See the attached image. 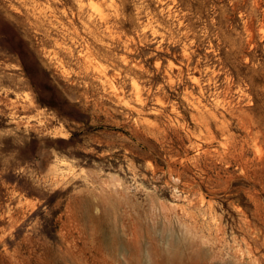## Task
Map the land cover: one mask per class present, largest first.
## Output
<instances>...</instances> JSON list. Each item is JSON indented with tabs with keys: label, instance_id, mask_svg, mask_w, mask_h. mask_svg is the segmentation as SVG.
Listing matches in <instances>:
<instances>
[{
	"label": "rangeland",
	"instance_id": "obj_1",
	"mask_svg": "<svg viewBox=\"0 0 264 264\" xmlns=\"http://www.w3.org/2000/svg\"><path fill=\"white\" fill-rule=\"evenodd\" d=\"M0 264H264V0H0Z\"/></svg>",
	"mask_w": 264,
	"mask_h": 264
},
{
	"label": "bare ground",
	"instance_id": "obj_2",
	"mask_svg": "<svg viewBox=\"0 0 264 264\" xmlns=\"http://www.w3.org/2000/svg\"><path fill=\"white\" fill-rule=\"evenodd\" d=\"M15 107H17V106H15ZM28 107V106H27Z\"/></svg>",
	"mask_w": 264,
	"mask_h": 264
}]
</instances>
